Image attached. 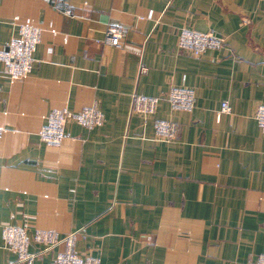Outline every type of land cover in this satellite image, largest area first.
Listing matches in <instances>:
<instances>
[{
	"label": "crops",
	"instance_id": "1",
	"mask_svg": "<svg viewBox=\"0 0 264 264\" xmlns=\"http://www.w3.org/2000/svg\"><path fill=\"white\" fill-rule=\"evenodd\" d=\"M19 23L42 34L26 77L11 80L0 62V264L16 260L7 225L76 231V250L100 264H252L264 253L254 118L264 105V0H0V50ZM110 25L126 28L117 46L104 42ZM184 26L223 46L184 52ZM170 86L193 89L195 106L159 102L155 117L178 125L167 142L130 101ZM224 101L231 110L218 116ZM93 102L102 125L68 122L60 145L39 140L52 109ZM57 250L34 264H53Z\"/></svg>",
	"mask_w": 264,
	"mask_h": 264
},
{
	"label": "built area",
	"instance_id": "2",
	"mask_svg": "<svg viewBox=\"0 0 264 264\" xmlns=\"http://www.w3.org/2000/svg\"><path fill=\"white\" fill-rule=\"evenodd\" d=\"M41 34L42 28L39 25L19 23L8 41L7 48L0 50V62L11 80H21L30 73L36 60L34 52ZM125 35V27L110 25L105 30L104 42L117 46ZM177 44L184 52L200 56L208 50L221 48L223 41L212 32H201L184 26L179 30ZM143 69L144 67H141L140 71ZM162 100L167 101L173 109L191 110L195 106V94L193 89L186 86H170L166 93L160 96L144 95L136 91L132 93L130 112L142 116L145 121L152 120L155 139L169 142L176 138L178 125L174 121L155 117L157 106ZM230 110V105L224 101L218 110V116L229 113ZM254 118L264 134V105L256 107ZM103 121V113L96 102L79 111H72L66 107L55 108L46 115L38 137L46 145L58 146L65 138L64 128L68 122L92 129L102 125ZM1 233L4 246L16 254L14 264H34L37 257L56 247L58 250L55 252L53 264H100L98 257L76 250V231L60 236L52 229L28 231L23 227L7 225L2 228ZM30 242L39 245L40 249L36 252L30 251L28 248ZM252 264H264V253L257 255Z\"/></svg>",
	"mask_w": 264,
	"mask_h": 264
}]
</instances>
